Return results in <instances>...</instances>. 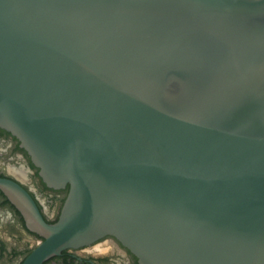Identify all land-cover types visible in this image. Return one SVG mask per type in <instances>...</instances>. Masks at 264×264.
I'll list each match as a JSON object with an SVG mask.
<instances>
[{
  "label": "water",
  "instance_id": "95a60500",
  "mask_svg": "<svg viewBox=\"0 0 264 264\" xmlns=\"http://www.w3.org/2000/svg\"><path fill=\"white\" fill-rule=\"evenodd\" d=\"M0 127L50 187L42 240L140 264H264V0H0Z\"/></svg>",
  "mask_w": 264,
  "mask_h": 264
},
{
  "label": "flooded vegetation",
  "instance_id": "af4514ba",
  "mask_svg": "<svg viewBox=\"0 0 264 264\" xmlns=\"http://www.w3.org/2000/svg\"><path fill=\"white\" fill-rule=\"evenodd\" d=\"M0 178L20 185L33 199L43 219L58 220L69 185L53 188L39 174L28 152L0 127ZM42 237L28 228L22 212L0 189V264H22ZM41 264H140L117 238L106 235L88 245L69 247Z\"/></svg>",
  "mask_w": 264,
  "mask_h": 264
}]
</instances>
